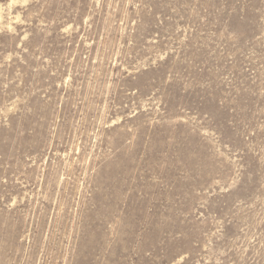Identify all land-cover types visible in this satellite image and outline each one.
<instances>
[{"label": "rangeland", "instance_id": "obj_1", "mask_svg": "<svg viewBox=\"0 0 264 264\" xmlns=\"http://www.w3.org/2000/svg\"><path fill=\"white\" fill-rule=\"evenodd\" d=\"M0 264H264V0H0Z\"/></svg>", "mask_w": 264, "mask_h": 264}]
</instances>
